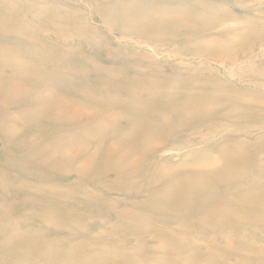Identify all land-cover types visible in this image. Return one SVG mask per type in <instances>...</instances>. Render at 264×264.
Segmentation results:
<instances>
[{
    "label": "rangeland",
    "instance_id": "1",
    "mask_svg": "<svg viewBox=\"0 0 264 264\" xmlns=\"http://www.w3.org/2000/svg\"><path fill=\"white\" fill-rule=\"evenodd\" d=\"M0 264H264V0H0Z\"/></svg>",
    "mask_w": 264,
    "mask_h": 264
}]
</instances>
